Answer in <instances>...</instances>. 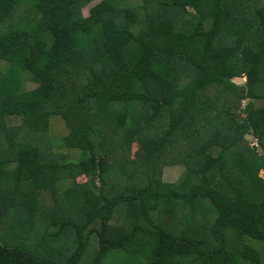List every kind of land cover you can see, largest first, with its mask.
Returning <instances> with one entry per match:
<instances>
[{
  "label": "trees",
  "instance_id": "16d2710c",
  "mask_svg": "<svg viewBox=\"0 0 264 264\" xmlns=\"http://www.w3.org/2000/svg\"><path fill=\"white\" fill-rule=\"evenodd\" d=\"M93 1L0 0V264H264V0Z\"/></svg>",
  "mask_w": 264,
  "mask_h": 264
},
{
  "label": "rangeland",
  "instance_id": "374dc122",
  "mask_svg": "<svg viewBox=\"0 0 264 264\" xmlns=\"http://www.w3.org/2000/svg\"><path fill=\"white\" fill-rule=\"evenodd\" d=\"M102 0H94L91 5H89L88 7H86L83 10V14L88 17L90 15V10L92 9L93 6H95L96 4L100 3ZM134 2H137V0H133ZM246 79L245 78H241V79H236L234 80V83L238 86L244 87L246 84ZM36 86L32 83H28L26 85V88L28 90H31L33 88H35ZM246 105V103H245ZM264 106V104H257V108ZM50 131L51 134L55 137V138H60L62 136H64L66 134L65 129H64V125L62 123L61 120L59 119H53L51 121V126H50ZM247 141L252 142L254 141V138H252L251 136H247ZM53 151H56L55 148H52ZM138 151V147H134V152L136 153ZM262 157H264V152L260 153ZM71 159H75L74 156H70ZM184 173V168L182 167H174V168H167L164 170V177H163V181L167 184H174L176 182H178L182 175ZM261 176L264 178V172L261 173ZM78 182H82L81 180H79Z\"/></svg>",
  "mask_w": 264,
  "mask_h": 264
},
{
  "label": "built area",
  "instance_id": "2783aa9c",
  "mask_svg": "<svg viewBox=\"0 0 264 264\" xmlns=\"http://www.w3.org/2000/svg\"><path fill=\"white\" fill-rule=\"evenodd\" d=\"M251 147L255 148L257 151L260 150V147H259L257 140L252 141Z\"/></svg>",
  "mask_w": 264,
  "mask_h": 264
},
{
  "label": "clouds",
  "instance_id": "9594fccd",
  "mask_svg": "<svg viewBox=\"0 0 264 264\" xmlns=\"http://www.w3.org/2000/svg\"><path fill=\"white\" fill-rule=\"evenodd\" d=\"M254 140H256V139H254ZM251 144H252V142H250V146H251Z\"/></svg>",
  "mask_w": 264,
  "mask_h": 264
}]
</instances>
